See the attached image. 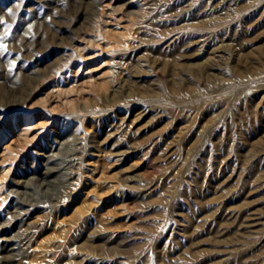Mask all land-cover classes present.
Segmentation results:
<instances>
[{"label": "rangeland", "instance_id": "obj_1", "mask_svg": "<svg viewBox=\"0 0 264 264\" xmlns=\"http://www.w3.org/2000/svg\"><path fill=\"white\" fill-rule=\"evenodd\" d=\"M86 1L0 0L1 254L264 264V0Z\"/></svg>", "mask_w": 264, "mask_h": 264}, {"label": "bare ground", "instance_id": "obj_2", "mask_svg": "<svg viewBox=\"0 0 264 264\" xmlns=\"http://www.w3.org/2000/svg\"><path fill=\"white\" fill-rule=\"evenodd\" d=\"M74 1H77V2H80V5L81 7L77 8L76 10V14L74 16V19H82V18H86V16L88 17V15L90 13H94V10H93V4L86 1V0H74ZM177 34H175L174 36V39L178 38V36H176ZM28 43L26 45H23L24 47H28ZM77 150L73 153V156L71 158V161L75 160L78 155H77ZM50 160V159H49ZM77 162V161H76ZM68 163V162H67ZM45 166V169L42 170V168L40 169V173L39 175L36 176V178H38V180H40V183L38 185L40 186H45V190H47L49 188V185L51 184L49 181H46L44 180L47 176H49V174L54 171L55 173V167L53 166H48V165H44ZM73 171H69V175L68 177L71 178L74 176V174H72ZM67 177V175H66ZM27 192V191H26ZM14 193V190L11 191V194ZM28 194V192L26 193ZM32 193L30 192L29 195H31ZM14 195V194H12ZM27 198V197H26ZM35 198V197H33ZM29 200L31 199L28 198ZM25 200V199H24ZM26 201V200H25ZM14 203V202H13ZM2 226H0V264H15L17 261V259L19 260L21 257V255L23 254L24 251H26V248L28 246V243L27 245H25L22 249H18L16 248V251L12 252L11 254H1L2 253V250L4 248H6L7 244H8V241L11 239L10 237H6V235H2L3 234V230H1ZM13 248V247H12Z\"/></svg>", "mask_w": 264, "mask_h": 264}, {"label": "snow or ice", "instance_id": "obj_3", "mask_svg": "<svg viewBox=\"0 0 264 264\" xmlns=\"http://www.w3.org/2000/svg\"><path fill=\"white\" fill-rule=\"evenodd\" d=\"M8 11H9V13L11 14V9H9ZM0 23H3V21L0 20ZM9 34H10V28H9V31L5 33V36H7V35H9ZM2 39H3V37H0V40H2ZM0 48H4V49L6 50V46L3 45V44H0Z\"/></svg>", "mask_w": 264, "mask_h": 264}]
</instances>
